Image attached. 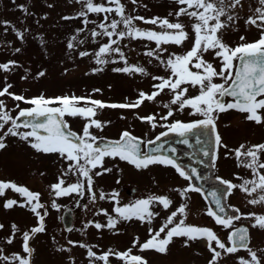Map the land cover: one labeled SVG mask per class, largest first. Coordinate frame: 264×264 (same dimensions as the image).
I'll use <instances>...</instances> for the list:
<instances>
[{
	"label": "snow or ice",
	"instance_id": "6c2138e0",
	"mask_svg": "<svg viewBox=\"0 0 264 264\" xmlns=\"http://www.w3.org/2000/svg\"><path fill=\"white\" fill-rule=\"evenodd\" d=\"M76 2L82 4V10L77 13L76 17L64 16L62 19L71 20L83 17L82 22L87 27L89 23H96L88 19L90 13L103 14L102 21L97 24L100 31L90 30L93 39L96 37L109 38L108 42L101 44L98 51L94 53L97 65L116 63L117 61L112 59V56L118 54L119 60L124 61L126 66L114 68L113 71L141 73L148 76L150 73L145 67L128 65L125 53L119 46L120 41L125 38L147 40L155 42L156 48L148 50L145 55L154 57L165 65L170 69V75L167 77L152 76L153 80L159 81L153 85L156 91L151 94L140 92L138 99L132 103H106L101 100H93L91 97H77L75 95L46 97L41 94L26 98L23 94L10 91L13 87L10 83H5L0 88V133H2L0 134V150L7 147L5 142L7 137H18L39 153L58 154L70 162L67 171L58 178V182L50 186L56 197L70 196L73 193L83 197L87 190L91 193V200L95 201L97 197L96 193L93 192L94 176L99 177L112 171L111 168L104 166L105 158L116 159L118 157L137 169H147L149 166L157 164L171 166L181 177L190 181L192 177L171 156L153 154V152L159 153L163 145H159L150 152H145L142 150L141 144H154L169 133L186 137L199 130L197 143L202 142L200 137H208V142L212 144L211 149H203V155H212L215 161L219 159V150L221 148L227 149V145L223 144L222 137L216 129L217 120L221 113L237 110L246 114L245 119L247 121L264 124V0H258L259 7L255 8L253 15L245 21L246 24L254 25L259 30V38L248 42L245 36H240L241 42L234 47L224 42L222 32L239 19L237 10L243 8V0H173L178 6L176 10L170 11L165 17L153 16L151 18L128 13L126 11L127 6L122 0H107V4L97 3L95 0H76ZM130 2L137 5L138 0H130ZM142 6L147 8L146 4ZM19 7L25 14L31 15L25 5L21 4ZM48 7H52V5H48ZM112 13L119 16V19L110 18L109 14ZM181 17H189L192 22L186 25ZM136 21L158 26L159 30L140 28L135 23ZM0 24L7 26L10 22L5 20L0 21ZM121 25L123 26L122 29ZM12 27L15 29L14 25ZM84 30L85 28H80L77 29V32ZM5 31H7V27H5ZM16 35L23 40V31L16 30ZM189 40L192 42L190 48L180 54L169 53L166 60L162 59L161 54L168 52V48L163 47L164 45L183 46ZM72 41H77V37H71L67 45L69 49L76 46ZM78 43L83 44L84 41L80 40ZM15 51L20 52L21 49L16 48ZM207 53L213 54L214 58H219L218 67L205 59ZM79 55L85 57L89 56L90 53L81 51ZM15 66H18L17 62L10 60L0 63V70L7 73ZM93 71H103V68L98 67ZM44 75V71L38 73L39 77ZM22 79H28L27 75ZM216 79L222 82L217 83L215 82ZM189 87L196 88L198 94L189 95ZM166 89L172 93L170 103L163 105L167 109L166 114L160 116L159 120L156 115L142 116L139 119L148 122L153 129L160 126L166 127L167 131L159 133L155 140L145 142L134 136L132 132L123 130L119 139L104 143L102 146L97 145L98 139L101 138L96 136L92 129L103 130L106 123H110V121L102 122L96 119L97 109L139 108L146 100L154 101ZM94 91L99 92L100 90L95 89ZM5 97L11 98L15 102H23L30 107L20 108V104L16 103L15 107L19 111L13 116L12 109H9L5 99H2ZM228 97L231 100H227ZM82 101L84 104L80 106ZM172 106L176 107L173 108ZM185 109H190V115L200 118L190 122L173 119L170 123L160 124V121H168L170 117H174L176 113L183 112ZM65 116L80 117L85 121L81 133L71 130L68 122L64 119ZM21 118L24 119L21 120ZM182 142L184 144L189 143L188 139H184ZM170 151L175 152L176 149L172 148ZM232 152L238 161V167L242 166L252 170L253 179H243L242 183L236 184L217 177L227 187V193L220 190L213 191L211 198L215 208L209 206L207 209V215L214 219L216 225L230 230L227 237L230 246L222 241L212 228L186 223L188 195L191 192H201L199 187L189 184L187 187L178 190L184 202L170 212L158 230L149 229V238L144 242L141 243L139 237H136L132 246L127 250L115 252L109 249L108 252L101 255H97L93 246L80 244V247L87 249L89 264H96L97 261L109 264L110 256L117 257L118 260L123 261V264H148L145 257L133 254V249L139 246L141 252L154 250L160 254H166L174 238H184L186 246L192 241H204L210 253L207 264H221L226 256L238 253L240 249H246L249 258L239 257L238 264H264V249L253 250L249 247L251 239L249 229L235 226V222L240 221L242 217L251 218L254 220V223L251 224L252 228L264 230V214L240 213V209L237 208L235 211L240 214L233 216L227 213L222 203L226 195H231L233 190H240L252 197L248 200L249 204L264 205V171H262L264 170V159H262L264 143L248 146L241 144ZM97 168L101 170L94 172L93 170ZM69 173L76 176V182L68 183L65 186L64 176ZM238 179L242 178L238 177ZM6 189H11L26 199L22 203L15 199H7L3 207L6 209H12L14 206L29 207L38 218V225L22 233V250L23 253L27 254L26 256L20 253H13L11 256L5 255L3 254L4 249L0 248V261L8 262V264L11 262L34 264L32 256L35 249L30 247L29 241L36 234L46 231L45 217L48 215L47 211L43 214L38 211V209L45 208V205L40 202L41 193L30 191L26 186L17 185L12 181L0 180V196L4 195ZM118 195L119 193L115 191L111 193V198L117 204L114 211L118 216H110L106 210L101 209L100 211L108 216V219L106 224L95 222L94 227L96 229L108 228L111 230L116 228L122 220L130 221L134 218L141 222L151 223L152 219L159 215L158 212L152 210L154 204L162 205L164 210H169L173 205V200L168 196L150 195L145 199H138L133 203L119 206ZM99 199H105V193L102 189ZM52 207H59L55 200L52 201ZM99 214L98 212L97 215ZM4 227V224L0 223V229ZM11 229L12 234L6 239V243L9 245L13 243L16 233L20 232L15 223L11 225ZM162 233L163 236H161ZM68 243L75 245L77 242L69 240ZM59 250L71 251L70 248Z\"/></svg>",
	"mask_w": 264,
	"mask_h": 264
},
{
	"label": "rangeland",
	"instance_id": "374dc122",
	"mask_svg": "<svg viewBox=\"0 0 264 264\" xmlns=\"http://www.w3.org/2000/svg\"><path fill=\"white\" fill-rule=\"evenodd\" d=\"M95 2L107 4V0H95ZM122 2L126 4L128 13L145 18L165 17L170 11H174L178 7L173 0H138L137 5H133L130 0H122ZM21 4L29 9L31 15L23 12L19 7ZM144 4L147 5V8L142 6ZM48 5H52V7H48ZM257 7H259L258 0H243V8L237 10L239 19L222 32L225 43L234 46L241 42L240 36H245L248 42L259 38V30L254 25L245 23ZM81 10L82 4L77 3L76 0H0V21L10 22L7 26L0 24V63L14 60L18 65L7 73L0 70V88L5 83H10L13 85L10 91L23 94L26 98L41 94L46 97L75 95L77 97H91L93 100H101L106 103H132L138 99L140 92L151 94L156 91L153 85L159 81L153 80L152 76L167 77L170 75V69L154 57L145 55L148 50L156 48L155 42L125 38L120 41L119 45L125 53L128 65L145 67L150 73L148 76L141 73L113 71L114 68L126 66L124 61L119 60L118 54L112 56V59L117 61L116 63L97 65L94 53L98 51L101 44L108 42L109 38L96 37L93 39L90 30L100 31L97 24L102 21L103 14L90 13L88 19L96 23H89L87 27L82 22L83 17L71 20L62 19L64 16L76 17ZM109 15L110 18L119 19L115 13ZM170 19L173 18L170 17ZM181 20L186 25L192 22L189 17H181ZM135 23L140 28L159 30L158 26L147 25L141 21ZM13 25L15 29L12 27ZM5 27H7V31H5ZM80 28H85V30L78 33L77 29ZM16 30L24 32L23 40L17 37ZM72 36L77 37V41H72L76 46L69 49L67 45ZM80 40H83L84 43L79 44L78 41ZM191 43L189 40L183 46L164 45L163 47L168 48V52L161 54L162 59L166 60L169 53L172 52L180 54L190 48ZM16 48H20L21 51L16 52ZM81 51H87L90 55L81 57L79 55ZM205 59L213 62L217 67L220 64L219 58H214L211 53L205 54ZM98 67L103 68V71L94 72L93 69ZM40 71L45 72L43 77L38 76ZM26 75L28 79H22ZM215 82L221 83L222 81L216 79ZM95 89L100 91L95 92ZM197 94L196 88L189 87V95ZM171 98L172 93L166 89L154 101L146 100L139 108L97 109L96 119L102 122L110 121V123H106L103 130L92 129V131L101 139H115L123 130H128L125 128H129L135 134L149 139L151 135L167 128L157 126L153 129L148 122L142 121L139 117L147 116V114L156 115L159 120V117L167 112L163 105L170 103ZM2 99H5L9 109H12V115L15 116L19 110L15 107L18 102L8 97ZM83 104L82 101L80 106ZM172 107L175 108L176 106ZM190 111V109H185L183 112H178L168 121H160V124L170 123L173 119L190 122L200 118L190 115ZM64 119L81 133L85 124L82 118L65 116ZM217 130L222 137L223 144L227 145V149L221 148L219 150V159H216L213 166L215 174L223 180H229L236 184L242 183L243 179H253L251 169L247 170V168L237 166L238 161L232 150L241 144L248 146L264 143V124L247 121L245 114L226 112L220 114L217 120ZM5 142L7 147L0 150V180L15 182L17 185L26 186L33 192L40 190L45 199L51 197L53 190L50 186L58 182V178L67 171L70 162L58 154L39 153L18 137L9 136ZM104 166L111 168L112 171L99 177L94 176L93 190L97 191L95 201L91 200V193L87 190L83 197L73 193L71 202L69 199H63L68 196L57 197L56 204L59 206V212L57 209L50 210L49 215L46 216V231L38 233L31 240V244L29 243L30 247L35 249L32 256L35 264H73V262L74 264H89L87 249L80 247V244L93 246L97 255L108 252L109 249L115 252L127 250L132 246V241L136 236L141 233L147 236L149 229H159L170 212L184 202L178 190L191 184V180L181 177L171 166L157 164L151 165L147 169H137L118 157L116 159L105 158ZM100 170L97 168L93 171ZM238 177L242 179H238ZM64 179L66 180L65 186L68 183L76 182V176L71 173L64 176ZM133 185L137 186L139 196L128 201L129 204L138 199H145L150 195H165L173 200L172 207L169 210H164L162 205L154 204L152 210L158 212L159 215L155 216L151 223L141 222L134 218L130 221L122 220L116 228L111 230L108 228L96 229L94 227L95 222L107 223L108 216L101 212V209L106 210L110 216H118L114 211L115 207L111 205L110 192L120 186L130 187ZM101 188H106L103 192L108 191L107 197L105 196L103 200L99 199ZM251 198L240 190H233L232 194L227 196V202L231 208L240 209V213L264 214V205L249 204L248 200ZM7 199H15L22 203L26 197L11 189H6L4 195L0 196V223L5 226L0 229V248L4 249L3 254L5 255L11 256L13 253H20L26 256L27 254L23 253L22 250V233L34 227L38 218L29 207L4 208L3 204ZM61 202L70 204L74 211L73 225L69 228L71 231L61 226L60 214L63 208L60 207ZM187 204V224L210 227L217 232L222 241L229 244L227 237L230 230L216 225L214 219L207 215L209 204L202 192L189 193ZM102 206L107 207L102 208ZM98 212L99 215H97ZM241 222H246L250 228L251 243L249 247L253 250L264 249V230L252 228L251 224L254 223V220L251 218L242 217L240 221L235 222V226ZM13 223L18 226L20 232L16 233L13 243L9 245L6 243V239L12 234L11 225ZM69 240L77 243L70 245ZM130 241L131 244L128 247ZM69 248L71 251L59 250ZM136 250L134 248L133 252ZM152 255V257L149 255L150 264H207L210 259V253L204 241H192L186 246L184 238H174L166 254L154 252ZM239 257L249 258L247 250H240L238 253L226 256L221 264H238ZM109 261L111 263L119 262L115 256H110ZM0 264H8V262L0 261ZM11 264H16V262H11ZM96 264H104V262L97 261Z\"/></svg>",
	"mask_w": 264,
	"mask_h": 264
},
{
	"label": "water",
	"instance_id": "95a60500",
	"mask_svg": "<svg viewBox=\"0 0 264 264\" xmlns=\"http://www.w3.org/2000/svg\"><path fill=\"white\" fill-rule=\"evenodd\" d=\"M24 118H21L23 120ZM199 135V130L195 131L194 133L189 134L186 137H181L176 133H169L167 136L161 137L159 141H156L154 144L148 145L147 144V151L150 152L153 149L157 148L159 145H163V148L159 153L153 152V154L157 155H168L171 156L173 159L177 161L180 165L185 166L191 175L196 179L197 184L204 190L205 195L214 205V201L211 198V193L213 191H224V189L219 187H212L208 186L207 182L211 176V159L212 155L205 156L203 155V149H211L212 144L208 142V137H200L201 143H197V136ZM211 136V133H209ZM184 139H188L189 143L184 144L182 141ZM110 141L103 140L97 143L98 146H102L104 143ZM142 148V144H141ZM172 148H175L176 151H170ZM195 169V171H193ZM224 204L227 213L228 208L224 203V199L222 201ZM218 211V210H217ZM66 216V215H65ZM67 219H65L66 221ZM240 227H246L245 225H241Z\"/></svg>",
	"mask_w": 264,
	"mask_h": 264
},
{
	"label": "flooded vegetation",
	"instance_id": "af4514ba",
	"mask_svg": "<svg viewBox=\"0 0 264 264\" xmlns=\"http://www.w3.org/2000/svg\"><path fill=\"white\" fill-rule=\"evenodd\" d=\"M212 183H216V179L213 180ZM133 188H135V187H134V186H130V187L121 186V187H120V189L118 190L119 195H118V197H117V199H118L119 202H120L119 204H122V203H125V202H128V201H132L133 199H135L136 197L139 196V195L137 194L138 191H137V190L134 191ZM105 196L107 197V193H106V192H105ZM105 201H106V200H105ZM103 203H104V202H103ZM43 209L46 211L48 208L46 207V208H43ZM45 211H43V213H44ZM41 214H42V213H41ZM147 239H148V238H147ZM139 240H140V242L142 243V242H144L146 239H145L144 237H140ZM130 244H131V243H129L127 246L129 247ZM136 249H137V250H136L135 252H133V254L141 255V256L145 257V258L147 259V261H148V264H150V263H149V255H150V257H152V256H153L152 254H154V252H153V253H151V252H147V253H145V251L141 252V251L139 250V246H137ZM148 254H149V255H148ZM110 264H113V263H110ZM114 264H123V261L121 262V261L119 260L118 263H114Z\"/></svg>",
	"mask_w": 264,
	"mask_h": 264
},
{
	"label": "trees",
	"instance_id": "16d2710c",
	"mask_svg": "<svg viewBox=\"0 0 264 264\" xmlns=\"http://www.w3.org/2000/svg\"><path fill=\"white\" fill-rule=\"evenodd\" d=\"M44 89H49V88H44ZM20 105H23V104H25V103H23V102H18Z\"/></svg>",
	"mask_w": 264,
	"mask_h": 264
}]
</instances>
